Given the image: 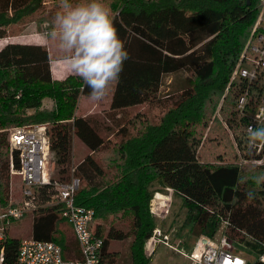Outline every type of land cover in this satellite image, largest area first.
Listing matches in <instances>:
<instances>
[{
  "label": "trees",
  "instance_id": "trees-1",
  "mask_svg": "<svg viewBox=\"0 0 264 264\" xmlns=\"http://www.w3.org/2000/svg\"><path fill=\"white\" fill-rule=\"evenodd\" d=\"M103 2L130 57L119 82L110 88L107 115L118 118L119 138L113 144L114 169L108 173L95 157L108 146L96 124L77 113L79 99L88 98L90 91L84 81L74 72L54 80L46 47L7 42L0 48L1 199L8 198L10 156L14 170L19 169L17 154L9 150L8 131L44 125L59 178L78 177L75 205L94 211L90 229L102 240L100 264H150L143 252L156 227L150 202L165 188L181 199L185 224L191 223L195 237L221 234L258 259L264 256V185L258 187L251 179L237 182L253 169L264 172V148L260 154L249 148L245 131L264 94V80L229 84L259 13L258 0ZM53 10H59V0H0V39L14 37L10 30L27 19L49 31ZM179 73L191 83L174 89L171 81L168 94L161 96L163 78ZM246 91V107L240 113L237 100ZM143 105L163 109L157 124L140 112L121 123L119 118ZM139 124L145 127L139 130ZM74 138L89 150L75 166ZM260 160V165L253 163ZM248 191L256 193L255 200L246 199ZM32 215V239L57 244L65 261L79 259L59 208ZM20 242L7 236L0 243L3 264H16ZM114 242H128L125 262Z\"/></svg>",
  "mask_w": 264,
  "mask_h": 264
},
{
  "label": "built area",
  "instance_id": "built-area-1",
  "mask_svg": "<svg viewBox=\"0 0 264 264\" xmlns=\"http://www.w3.org/2000/svg\"><path fill=\"white\" fill-rule=\"evenodd\" d=\"M258 4L259 13L231 72L229 84L235 80H244L248 84L264 80V0H258ZM247 98L248 91L237 100L236 108L240 113L245 110ZM249 125L264 126V94L248 118L246 133ZM8 141L9 150L17 154L19 164V169L14 170L10 156V176H18L20 184L17 198L10 195L4 200L0 197V243L7 238L8 229L14 221L39 209L57 207L72 231L79 259L65 261L57 244L30 238L20 242L16 264H100L102 240L90 229L94 211L75 205V194L80 184L78 177L71 175L67 180L54 177L53 154L46 126L13 127L8 131ZM255 148L260 154L264 146ZM253 163L260 165L261 160ZM165 191L173 192L169 188H165ZM170 200L160 192L155 193L150 202L152 216L156 219L166 218ZM169 241V236L156 226L144 245V256L152 258L158 244L177 252ZM259 259L264 262V256ZM188 260L189 264H246V260L235 253V244L221 234L214 238L199 236ZM0 264H3L2 251Z\"/></svg>",
  "mask_w": 264,
  "mask_h": 264
},
{
  "label": "rangeland",
  "instance_id": "rangeland-1",
  "mask_svg": "<svg viewBox=\"0 0 264 264\" xmlns=\"http://www.w3.org/2000/svg\"><path fill=\"white\" fill-rule=\"evenodd\" d=\"M54 14L56 11H52ZM46 15L41 16L40 19H45ZM42 25V24H41ZM10 30L11 34H16L14 37H8V39H13V43H20V44H34L35 41H43L44 47H46L48 53L51 55V62H58L62 61L65 62L62 58L56 44L46 39V27L36 25L31 21V19H27L24 22V25L21 26H14ZM6 39H3L6 41ZM3 40H0V46L4 43ZM9 41V40H8ZM55 64V63H54ZM69 67V66H68ZM171 81L172 88H176V84L179 85L181 83H191L188 76L183 73H179L174 76H166L163 78L162 86H161V96H165L168 94L169 86ZM109 95L110 89L108 91L107 96L101 102H94L89 98L82 97L81 100L78 102V113L81 115H85L96 124L97 131L99 135L104 139L105 144L107 143V148H103L96 154L97 160H101L106 168V171L111 174L112 170L114 169L115 159H116V152L114 149L113 144L119 142V138L115 136V133L118 130L116 127L115 120L118 119L113 117L111 119L108 114V107H109ZM46 106H49V101H44ZM162 108H153L151 106L143 105L137 108H133L124 115L122 119L119 118L121 123H124L126 119L134 116L135 113H144L146 114V118L150 121V124H157L159 117L163 115ZM119 121V122H120ZM29 126V125H26ZM145 127L144 124H139L136 128L141 130ZM134 134V130H132ZM73 166L78 164L82 161L88 154L89 150L76 138L73 140ZM111 167V169H110ZM53 174L54 177L59 178V175L55 171V166H53ZM19 184L20 179L18 176H10L9 185H8V197L12 195L13 197L17 198L19 194ZM167 193V194H166ZM160 194L163 196H167L171 198L170 200V209L169 213L164 219L155 218V224L158 228H160L163 232L168 230L172 235H175V231L180 233L178 236L171 239L169 242L172 244L173 249H175L178 253L172 252L167 247L163 246L162 244H158L155 248V252L152 258L149 259L150 264H189L188 257L190 256L191 252L194 249L195 243V235L192 234V225L191 223L185 224L187 218V211L184 208L181 199L174 193L166 192L165 189L160 191ZM163 221V222H162ZM32 224H33V215H27L26 217L14 221L9 229H8V236L13 238H18L20 241L27 240L31 238L32 234ZM175 229V230H172ZM219 236L220 234H216ZM218 238V237H217ZM178 244V245H177ZM128 242H114L113 248L119 252L120 254V261L125 262L128 256ZM177 245V247H176ZM183 253V254H182ZM235 253L250 263L258 261V256L251 252L249 249L244 248L240 245H235ZM186 256H185V255ZM71 257V256H70Z\"/></svg>",
  "mask_w": 264,
  "mask_h": 264
},
{
  "label": "clouds",
  "instance_id": "clouds-1",
  "mask_svg": "<svg viewBox=\"0 0 264 264\" xmlns=\"http://www.w3.org/2000/svg\"><path fill=\"white\" fill-rule=\"evenodd\" d=\"M46 39L56 44L58 52L70 69L90 89L88 98L101 102L109 89L119 82L129 53L114 26L111 9L103 0H59V10L50 21ZM249 148L264 146V126L247 128ZM238 177L243 184L251 179L264 185V172ZM248 201L256 198L254 191L245 193ZM235 199V197H234Z\"/></svg>",
  "mask_w": 264,
  "mask_h": 264
},
{
  "label": "crops",
  "instance_id": "crops-1",
  "mask_svg": "<svg viewBox=\"0 0 264 264\" xmlns=\"http://www.w3.org/2000/svg\"><path fill=\"white\" fill-rule=\"evenodd\" d=\"M0 40H3V39H0ZM9 40V41H8ZM6 39V41L5 40H3L4 41V43H2V45L0 46V48L2 47V46H4L7 42H11L13 39ZM34 44H36V45H41V46H45L44 45V42L43 41H35V43ZM51 55L49 54V57H50ZM50 59H51V57H50ZM55 63V64H54ZM71 73H73V71L70 69V67H68V65L65 63V62H62V61H59L58 60V62L56 61V62H51V75H52V78L54 79V80H61V79H64L66 76H68L69 74H71ZM82 98V97H81ZM81 98L79 99V101L81 100ZM109 99H110V96H109ZM78 109V108H77ZM77 113H78V110H77ZM83 116H85V115H83ZM163 222V221H162ZM172 230H175V229H172ZM176 233H175V235L173 234H171L168 230L166 231H164L163 233L164 234H167L168 236H169V238H170V241H171V239H173L174 237H176V236H178L180 233H178V231H175ZM174 236V237H173ZM197 238L198 237H195V242H196V240H197ZM169 241V242H170ZM172 245V244H171ZM178 245V244H177ZM176 245V246H177ZM194 245H195V243H194ZM166 247V246H165ZM169 249V248H168ZM172 251V250H171ZM172 252H174V251H172ZM177 253V252H176ZM179 254V253H178ZM183 254V253H182ZM185 255V254H184ZM186 256V255H185Z\"/></svg>",
  "mask_w": 264,
  "mask_h": 264
}]
</instances>
